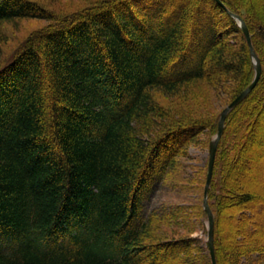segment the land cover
Instances as JSON below:
<instances>
[{
    "label": "trees",
    "instance_id": "obj_1",
    "mask_svg": "<svg viewBox=\"0 0 264 264\" xmlns=\"http://www.w3.org/2000/svg\"><path fill=\"white\" fill-rule=\"evenodd\" d=\"M222 1L245 19L262 74L217 147L215 252L217 264H255L264 183L256 195L247 166L264 169V137L249 149L264 109V0ZM27 18L48 23L0 59V264H212L191 236L188 205L142 210L201 133L210 145L223 109L206 121L166 108L157 93L185 101L228 82L230 102L254 79L236 19L216 0H97L62 15L40 0H0V41ZM238 171L245 189L233 182Z\"/></svg>",
    "mask_w": 264,
    "mask_h": 264
},
{
    "label": "rangeland",
    "instance_id": "obj_2",
    "mask_svg": "<svg viewBox=\"0 0 264 264\" xmlns=\"http://www.w3.org/2000/svg\"><path fill=\"white\" fill-rule=\"evenodd\" d=\"M46 4L50 9L54 10V13L67 14L74 11L81 10V8L88 5L90 2L97 0H40ZM264 8V3L262 4ZM258 12L264 13L259 7ZM48 23L47 20L40 18H27L20 20L16 25H7L4 39L0 41V59H4L10 51L21 44V42L34 30L40 29ZM233 83H224L221 87L212 86H199V97L188 100L179 99L178 97H165L161 93H157L156 98L166 108L178 110L180 112H187L196 115V117L210 121L214 114L226 107L230 102L231 96L234 92ZM193 98V99H192ZM188 115V114H187ZM258 116V121L253 127V134L249 140V149L257 150L255 139L258 137H264V109L261 110ZM190 117V116H189ZM187 118V117H186ZM250 127V126H249ZM202 137V138H201ZM205 133H201L200 141L196 144L193 143L188 148L186 156L180 157L177 163V168L174 170L173 175L168 180L167 184L155 183L149 191H146L143 202L142 216L148 214V212L155 207L166 205L168 207L179 205H188L190 208V218H187V222L194 224V230L191 233L192 237H196L199 242V247H208V216L204 214L202 216L194 217L192 210L199 205H203L204 198V182L206 170L208 169L209 161V148L210 145L205 143ZM172 147V146H171ZM249 152L251 150H248ZM247 151V152H248ZM253 151V150H252ZM254 152V151H253ZM250 164V165H249ZM247 166V164L245 165ZM247 168L251 173H254L257 177V183H251L248 181V186L254 190V193L259 194L260 186L264 183V169L263 166L257 163H248ZM239 171L233 176V182L237 187L245 189L240 180ZM259 209V206H256ZM189 213L187 214L189 216ZM233 216V212L227 211L225 216ZM234 224L232 223L231 227ZM239 228V226H236ZM226 240L231 235V230L224 228ZM195 244V243H194ZM196 245V244H195ZM208 250V249H207ZM209 252V251H208ZM259 257L258 254L254 255V258ZM194 264H203V261L196 260ZM255 264H264V257L261 262Z\"/></svg>",
    "mask_w": 264,
    "mask_h": 264
},
{
    "label": "water",
    "instance_id": "obj_3",
    "mask_svg": "<svg viewBox=\"0 0 264 264\" xmlns=\"http://www.w3.org/2000/svg\"><path fill=\"white\" fill-rule=\"evenodd\" d=\"M222 7H224L227 12L233 16L239 26L241 27L242 31L244 32L247 42L250 47L251 51V56L253 58V63H254V68H255V76L253 81L250 83V85L245 88L233 101H231L226 107H224L221 111L219 123H218V130L216 135L212 138L210 142V148H209V161H208V171H207V177H206V183L204 187V198H203V206L204 209L207 213L208 216V246H209V251H210V256L212 260V264H217V258H216V252H215V216L213 209L211 208L210 201H209V190L211 187L212 183V178H213V171H214V164H215V158H216V152H217V147L219 144V141L221 139V136L224 131L225 127V121L226 118L229 114V112L239 103L241 102L244 98H246L249 93L253 90V88L256 86L257 82L259 81L261 74H262V62L255 51V48L253 46L252 42V35L250 33L249 27L247 23L245 22L244 18L236 13H233L230 11L224 2L222 0H216Z\"/></svg>",
    "mask_w": 264,
    "mask_h": 264
}]
</instances>
